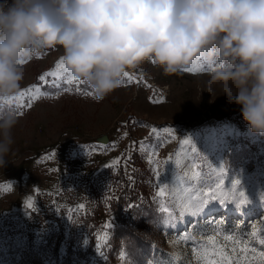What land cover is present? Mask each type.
Here are the masks:
<instances>
[{
  "label": "rangeland",
  "instance_id": "obj_1",
  "mask_svg": "<svg viewBox=\"0 0 264 264\" xmlns=\"http://www.w3.org/2000/svg\"><path fill=\"white\" fill-rule=\"evenodd\" d=\"M61 56L51 48L22 63L20 92L38 85L48 95L40 94L30 108L19 107L27 97L12 101L22 114L10 162L0 168V185H12L0 191V264H197L193 247L213 234L221 243L234 235L264 250L258 243L264 239V137L248 131L240 106L227 97L210 102L208 92L200 95L207 66L169 75L145 61L96 102L86 84H68L66 74L39 81L56 71ZM221 170L224 191L239 180L237 192L248 203L213 202L203 216L179 219L183 188L215 187ZM165 185L166 195L158 197ZM123 189L130 200L123 215L149 245L145 253L114 242L112 203ZM161 207L177 216L175 227L165 225ZM185 233L194 239L182 240Z\"/></svg>",
  "mask_w": 264,
  "mask_h": 264
},
{
  "label": "clouds",
  "instance_id": "obj_2",
  "mask_svg": "<svg viewBox=\"0 0 264 264\" xmlns=\"http://www.w3.org/2000/svg\"><path fill=\"white\" fill-rule=\"evenodd\" d=\"M51 48L96 102L145 61L169 75L207 66L200 95L227 97L264 137V0H0V168L21 119V61Z\"/></svg>",
  "mask_w": 264,
  "mask_h": 264
},
{
  "label": "snow or ice",
  "instance_id": "obj_3",
  "mask_svg": "<svg viewBox=\"0 0 264 264\" xmlns=\"http://www.w3.org/2000/svg\"><path fill=\"white\" fill-rule=\"evenodd\" d=\"M24 63V61H21ZM56 71H49L39 76V81L44 83H48V77H59L62 74L67 75V83L71 84L74 81L77 83H83L82 81L76 80L72 77L63 67L62 59L55 65ZM193 69H186V71H194ZM124 77L129 80L131 77L128 73H125ZM52 86L55 88H60V84L56 83L55 80L52 82ZM70 89L65 88V91H69ZM79 90V89H78ZM48 95L47 92L41 93V89L38 85L32 86L28 89L19 93V97H27V101L25 104H21L19 107L23 109V107H32V100L38 99L39 95ZM91 94V93H89ZM12 103V101L10 102ZM22 114V111L17 113ZM184 145L191 144L190 140H184ZM192 152L195 153L197 151L196 147H192ZM186 155V154H185ZM179 159L177 163H179ZM224 175L223 170H221L218 178V183L215 184V187H208L206 191L201 190L199 187H185L182 190V195L179 196V200L177 203V211L178 218L185 219L187 217L198 218L205 214L208 206L213 202H218L220 205H225L229 202H235L236 205L242 206L248 203V197L245 195L243 191L237 192V185L240 184L239 180H233L231 182V189L228 192L224 191L225 180L222 178ZM157 177H159V172H157ZM200 177V173H194L193 179ZM201 183H205L206 181L201 177ZM210 182V178L209 181ZM12 185H0V191H11ZM165 186L159 187L158 197H164ZM261 199L264 200V195L261 196ZM34 206L33 200L28 198L26 200V207L32 209ZM80 208H83L84 205H79ZM162 212L167 213V218L164 223L168 227H175V223L177 221V216L173 215L172 211L168 207H161ZM110 226V225H109ZM252 237H256V232L253 231ZM182 240L194 239L190 234L185 233L181 236ZM223 242H220V238L218 235H208L206 240L200 242L197 247H193L192 251L197 260V264H264V250L258 251L256 247L250 246V242L248 240H244L238 238L234 235H224L222 237ZM106 242V237H105ZM87 243V240L85 241ZM195 243V241H194ZM259 245L264 247V239H260L258 241ZM98 249L101 247L99 244L97 245ZM103 254V253H101ZM124 253H121V257L123 258Z\"/></svg>",
  "mask_w": 264,
  "mask_h": 264
},
{
  "label": "trees",
  "instance_id": "obj_4",
  "mask_svg": "<svg viewBox=\"0 0 264 264\" xmlns=\"http://www.w3.org/2000/svg\"><path fill=\"white\" fill-rule=\"evenodd\" d=\"M128 191L123 189L118 197V199L112 203V207L115 209V219H116V228L114 229V242L118 241L119 243L124 242L127 249L132 250L134 247L139 246L140 250L145 253L149 249V245L143 243L139 233H137L136 228L133 226V222L130 219L126 218L123 215V210L125 205L128 204L129 197L126 198ZM131 198V200H134ZM146 208V207H145ZM147 210V209H146ZM141 213V208H136L135 214L136 218ZM132 221L134 219H131Z\"/></svg>",
  "mask_w": 264,
  "mask_h": 264
}]
</instances>
